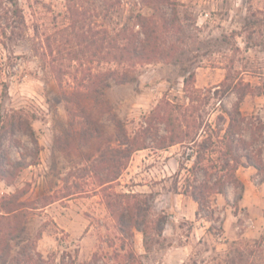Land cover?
<instances>
[{"label":"rangeland","instance_id":"1","mask_svg":"<svg viewBox=\"0 0 264 264\" xmlns=\"http://www.w3.org/2000/svg\"><path fill=\"white\" fill-rule=\"evenodd\" d=\"M15 2L16 9L0 0V110L29 118L37 145L23 131L1 141L0 169L11 171L20 159L27 166L0 176V264H228L227 255L236 264H264V169L239 166L238 182L223 194L208 193L196 213L198 204L182 191L206 180L202 170L188 171L198 147L158 148L147 138L148 147L132 154L109 189L144 193L151 218L165 217L161 235L149 234L147 250L138 230H118L97 188L105 173L92 168L95 144L79 136L84 119L62 98L88 70L115 67L109 47L125 37L142 39L140 17L152 16L158 57L119 66L136 78L112 83L105 93L127 132L140 130L157 105L161 112L167 103L188 105L191 87L201 90L197 113L215 127L222 109L232 111L239 91H246L239 109L247 119L242 137L249 147L239 152L257 154L264 168V0ZM101 35L102 52L95 43ZM190 73L186 88L183 79ZM225 85L234 89L224 94ZM99 121L112 131L107 114ZM153 130L165 135L158 120ZM212 135L213 150L199 165L214 178L222 173V148Z\"/></svg>","mask_w":264,"mask_h":264},{"label":"trees","instance_id":"2","mask_svg":"<svg viewBox=\"0 0 264 264\" xmlns=\"http://www.w3.org/2000/svg\"><path fill=\"white\" fill-rule=\"evenodd\" d=\"M10 2L16 9L15 0H10ZM69 9L72 11V8ZM155 25L156 22L153 21L152 16L140 17L139 26L143 35L142 39L125 37V42L118 43L115 40L116 43L111 46L109 44V60L115 64V67L98 69L97 71L90 69L83 74L81 81L73 90L63 91L62 93L67 108L75 110L84 119L79 136L87 142L90 141V143L95 144L97 157L92 168L94 171L105 173V177L98 178L97 188L104 198L106 208L116 221L118 230L121 233L138 230L142 234L143 245L147 250L150 249L149 234L154 232L161 235L165 217L158 215L151 218V205L148 195L144 193L109 191L111 184L127 166L132 154L137 150L148 147L147 138H154L157 141L156 146L158 148H167L178 143H187L198 147L195 161L188 171L197 174L199 170H202L206 182H199L198 185L188 183L182 191L183 194L190 196L198 204L196 213L206 203L208 193L223 194L226 185L238 182L235 172L239 166H252L257 171L264 169L262 162L256 158L257 154L251 151L239 152V149L245 150L249 147L245 138L242 137L243 126L246 124L247 119L239 109V103L248 93L246 91H239L238 101L232 111L222 109L223 113L216 116L215 127L208 121L204 123L201 114L197 113L194 102H197L198 99L195 95L201 90L191 87L190 90L187 89L189 94L188 105L167 103V107L163 112L158 109L157 105L150 111L146 117L145 125L140 130L134 134L127 132L122 120L106 102L105 93L112 83H125L136 78V75L128 68L120 69L119 66L150 63L158 57L159 41ZM103 32L107 34L106 30ZM96 42L99 45L98 51L102 52L105 42L102 35L98 41L95 40ZM193 78V73H190L188 77L183 79L186 88L191 85L190 81ZM223 84L224 82L221 83V85ZM231 89H234L233 86L225 85L222 91L226 94ZM103 114H107L113 123V129L110 133H107L99 121V117ZM156 120L163 124L165 135L158 136V132L153 130ZM220 124L224 127H221ZM17 131L29 134L35 145H37L29 118L24 117L19 110H13L5 115L0 110V154L2 152V138L6 134H14ZM213 132L217 134L215 137L219 140L222 148L218 165L222 173L214 176V178L206 167H200L201 165H199L205 159L206 151L213 150ZM200 136L202 138L198 140ZM25 166H27L25 161L22 159L17 160L11 166V171L0 169V176L8 178L11 174H17ZM212 179L213 181L208 184V181ZM239 186H242L241 183ZM66 196H69V194ZM240 198L241 193L239 192L235 196V201ZM259 238L263 239V236L260 235ZM260 239L254 242L260 243ZM237 258L240 262L244 260V254L239 249H237ZM226 259V261H229L228 264L237 263L236 258L232 256L228 257L227 255ZM244 264L249 263L246 261Z\"/></svg>","mask_w":264,"mask_h":264}]
</instances>
